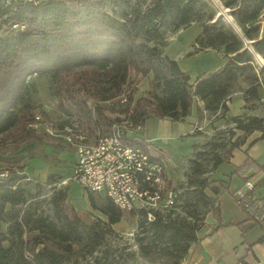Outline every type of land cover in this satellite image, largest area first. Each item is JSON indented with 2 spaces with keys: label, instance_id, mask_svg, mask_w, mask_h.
I'll return each instance as SVG.
<instances>
[{
  "label": "trees",
  "instance_id": "1",
  "mask_svg": "<svg viewBox=\"0 0 264 264\" xmlns=\"http://www.w3.org/2000/svg\"><path fill=\"white\" fill-rule=\"evenodd\" d=\"M0 1V139L15 131L23 134L22 141L33 139L35 129L29 124L35 114L48 116L30 102L34 77L46 76L52 81L50 94L62 115L59 128L72 122H93L104 135L107 130L101 129L100 118L108 127L113 122L102 114L103 104H120L126 118L141 126L149 113L173 120L184 117L195 97L204 102L208 113L228 111L226 100L232 84L251 67L253 53L264 56V19H260L264 0H219L230 9L243 38L216 19L208 0H46L37 5L19 1L4 5ZM192 23L201 27L193 46L198 51L218 50L226 59L219 70L197 78L194 84L175 60L163 54L166 33ZM148 75L149 97L135 99L131 92L138 79ZM123 87L129 92L126 103L121 104ZM246 92L256 96L255 87ZM230 119L241 133L231 149L254 132L264 137V119ZM128 142L146 149L141 137ZM212 161L216 169L224 159L216 153ZM3 162L9 164L11 173L0 182V264H64L75 245L80 256L97 252L104 230L97 223H83L67 202V186L56 188L58 178L47 175L45 185L53 188L44 205L39 200L41 183L32 184L23 172L18 174L23 165ZM191 163L193 173H203L196 159ZM195 182L196 190L181 206L182 216L174 212L176 203L166 212H155L152 221L143 210L126 212L138 216V252L152 264L181 262L197 240L213 197L225 188L223 179L201 177ZM86 194L92 208L106 217L107 225L122 220L124 212L109 199L96 205L92 193ZM253 207L250 203V211Z\"/></svg>",
  "mask_w": 264,
  "mask_h": 264
},
{
  "label": "rangeland",
  "instance_id": "2",
  "mask_svg": "<svg viewBox=\"0 0 264 264\" xmlns=\"http://www.w3.org/2000/svg\"><path fill=\"white\" fill-rule=\"evenodd\" d=\"M208 1L211 9L216 13V19H221L228 28L243 38V31L231 17L230 9L224 8L219 0ZM12 2L14 1L3 0L4 5L11 4ZM260 19H264V12H262ZM189 26L198 27L199 32L201 31L199 23H192ZM185 29H180L175 33H166V43L163 47V54L167 56H175L176 54L177 56H203L210 52L214 54V56H224L222 52L210 48L198 51L192 45V39L189 41L188 45L183 46L179 51L178 49L181 45L179 39H177L179 43L174 41L169 43L168 40H173V35H178L181 31L185 32ZM260 34L261 31L259 32V35ZM253 55L251 67H247L242 71L232 84L230 94L227 98V100L230 101L229 104L231 109L228 108V111H219L214 114L206 112L201 119L199 125L200 129L195 131L196 141L192 144V152L180 159L171 160L168 166L167 172L170 177L168 185L177 195L176 208H174L175 214L180 216L184 215L181 206H184V199L191 196L196 190V178L207 177L209 180L215 178V169H213L212 161L213 155L217 153L225 159L231 150L232 142L241 134L238 130L234 129V124L230 118L236 116L243 119L250 117L264 119V56L254 53ZM225 61L226 59L224 58V62ZM51 84V79L46 76L32 78L30 85V102L32 105L42 108L46 112L48 116L43 117L44 122L51 123L55 130L54 132H58L62 115L56 107L55 99L50 94ZM252 87L256 88V96L246 92L247 89ZM89 105L92 106V103L89 102ZM100 110L111 122L126 118L125 110L118 103L100 105ZM100 122L101 129L107 130L108 125L106 122L101 118ZM80 127L88 143H93L102 135L100 130L93 126V122L84 123L80 125ZM231 131L234 132V135L230 134ZM57 134L58 133H53V135H50L43 127L35 129V136L33 139H26L23 141L21 140L23 136L21 132L15 131L7 134L3 139H0V162L9 161L14 162L12 163L14 165L17 164L16 166H21L28 158L38 157L47 159V157H49L48 161L51 163L54 162V165L61 169H67L71 161H68L66 158L63 159L62 157L64 154L61 155L62 159H59L57 156L61 152L73 154L75 149L72 144L65 142L62 137ZM192 159H196L201 164L199 170L203 173H193L191 167ZM59 172L63 173V175L52 174L58 178L57 183L54 185L56 188L63 187L72 182L69 180V173L63 170ZM61 178L64 180L67 179V182L62 183L63 180H61ZM27 180L32 184L35 182L41 183L42 195L39 197V200H44L43 204L45 205L46 200H48L52 192L53 186L45 185L46 178L39 180L27 177ZM206 192L208 191L206 190ZM84 193H87V191H84ZM92 196L96 205H102L106 200V197L102 194L92 193ZM71 198L79 204L77 205L78 215L83 223L99 224V229L104 230V235L102 244L94 255L80 256L77 253L79 246L75 245L64 264H152L149 258L142 257L138 252L135 241L138 220L136 214L130 215L124 212L123 218L119 223L109 226L107 225L106 217L101 212L92 208L90 204H86L84 194L81 193L78 188L71 187L70 199ZM68 200L69 198L67 201ZM190 202L193 203L194 201L191 200ZM199 216L201 217L202 214H199ZM103 223H105L106 226L103 227ZM2 229L6 231L7 225H4ZM95 258H97L98 261H95Z\"/></svg>",
  "mask_w": 264,
  "mask_h": 264
},
{
  "label": "crops",
  "instance_id": "3",
  "mask_svg": "<svg viewBox=\"0 0 264 264\" xmlns=\"http://www.w3.org/2000/svg\"><path fill=\"white\" fill-rule=\"evenodd\" d=\"M186 28L185 32L181 31L180 34L173 35V40H168L169 43H179V39V51L188 45L191 39L194 41L200 33L198 27ZM168 57L175 60L179 68L190 76V82L193 84L197 78L219 70L224 64L223 56H214L210 52L203 56L176 54ZM150 81V75L138 79L135 99L149 97ZM229 103L230 101L226 100L228 108ZM205 113L204 102L196 97L187 114L178 120L158 118L149 113L143 121L139 137L165 152L168 171L171 160L180 159L192 152V144L196 141L195 131L200 129L199 125ZM259 136V132L252 133L243 144L231 149L215 169L214 179L225 180V188L220 189L218 195L213 197V207L207 212L197 231V240L191 244L179 264H264V137ZM57 157L66 158L71 164H68L67 169H61L54 165V162L48 161L49 157L28 158L23 163L21 172L29 178L39 180L53 173L63 175L59 172L62 170L70 175L76 159L75 151L73 154L61 152ZM246 180L253 183L251 198L254 207L250 213L237 203L235 197ZM65 186L68 188L67 202L78 215L79 204L70 199V189L78 188L89 205L87 194L77 182L72 181ZM98 194L105 197L101 192Z\"/></svg>",
  "mask_w": 264,
  "mask_h": 264
},
{
  "label": "built area",
  "instance_id": "4",
  "mask_svg": "<svg viewBox=\"0 0 264 264\" xmlns=\"http://www.w3.org/2000/svg\"><path fill=\"white\" fill-rule=\"evenodd\" d=\"M12 1L37 5L46 0ZM128 92L125 87L121 89V104L126 103ZM29 126L34 129L43 127L50 135L58 133L74 146L76 159L69 180L77 182L84 191L103 193L122 212L143 210L148 221L154 219L155 212H166L174 207L177 195L168 185L165 152L146 141V149L129 145L128 141L139 140L142 131V126L134 125L129 118L113 122L107 133L93 143L86 141L78 122L64 125L54 132L52 124L45 123L36 113ZM10 173L9 164L0 162V182L5 181ZM66 182L67 179L62 181ZM252 190L253 183L246 180L235 195L237 203L246 211H250Z\"/></svg>",
  "mask_w": 264,
  "mask_h": 264
}]
</instances>
